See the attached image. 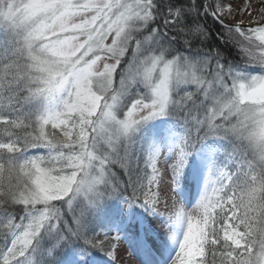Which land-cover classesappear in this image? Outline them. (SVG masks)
I'll list each match as a JSON object with an SVG mask.
<instances>
[{
  "label": "snow or ice",
  "instance_id": "6c2138e0",
  "mask_svg": "<svg viewBox=\"0 0 264 264\" xmlns=\"http://www.w3.org/2000/svg\"><path fill=\"white\" fill-rule=\"evenodd\" d=\"M121 249L264 264V0H0V264Z\"/></svg>",
  "mask_w": 264,
  "mask_h": 264
},
{
  "label": "rangeland",
  "instance_id": "374dc122",
  "mask_svg": "<svg viewBox=\"0 0 264 264\" xmlns=\"http://www.w3.org/2000/svg\"><path fill=\"white\" fill-rule=\"evenodd\" d=\"M248 2L252 5L253 9H256L260 6V0H248ZM231 3L233 4L234 10H238L243 7L245 0H231ZM241 19H243L245 23H247L250 17L247 15V13H245L243 17L237 16L236 20H229L228 23L234 24Z\"/></svg>",
  "mask_w": 264,
  "mask_h": 264
},
{
  "label": "bare ground",
  "instance_id": "6f19581e",
  "mask_svg": "<svg viewBox=\"0 0 264 264\" xmlns=\"http://www.w3.org/2000/svg\"><path fill=\"white\" fill-rule=\"evenodd\" d=\"M120 256L128 260V264H135V261L131 259L124 251L123 249L120 250Z\"/></svg>",
  "mask_w": 264,
  "mask_h": 264
},
{
  "label": "trees",
  "instance_id": "16d2710c",
  "mask_svg": "<svg viewBox=\"0 0 264 264\" xmlns=\"http://www.w3.org/2000/svg\"><path fill=\"white\" fill-rule=\"evenodd\" d=\"M209 25H210V26L212 25V21H211V20H209Z\"/></svg>",
  "mask_w": 264,
  "mask_h": 264
},
{
  "label": "water",
  "instance_id": "95a60500",
  "mask_svg": "<svg viewBox=\"0 0 264 264\" xmlns=\"http://www.w3.org/2000/svg\"><path fill=\"white\" fill-rule=\"evenodd\" d=\"M231 24V23H230Z\"/></svg>",
  "mask_w": 264,
  "mask_h": 264
}]
</instances>
